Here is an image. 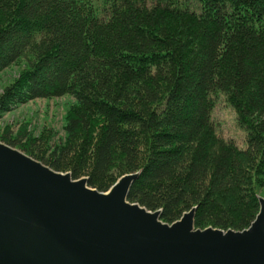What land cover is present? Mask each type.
I'll list each match as a JSON object with an SVG mask.
<instances>
[{"label": "trees", "instance_id": "16d2710c", "mask_svg": "<svg viewBox=\"0 0 264 264\" xmlns=\"http://www.w3.org/2000/svg\"><path fill=\"white\" fill-rule=\"evenodd\" d=\"M0 113L67 95L64 142L0 141L168 224L243 230L264 197V0H0ZM245 147L216 132L217 97Z\"/></svg>", "mask_w": 264, "mask_h": 264}, {"label": "water", "instance_id": "95a60500", "mask_svg": "<svg viewBox=\"0 0 264 264\" xmlns=\"http://www.w3.org/2000/svg\"><path fill=\"white\" fill-rule=\"evenodd\" d=\"M137 176L98 191L0 141V264H264V197L243 230L168 224L127 200Z\"/></svg>", "mask_w": 264, "mask_h": 264}, {"label": "rangeland", "instance_id": "374dc122", "mask_svg": "<svg viewBox=\"0 0 264 264\" xmlns=\"http://www.w3.org/2000/svg\"><path fill=\"white\" fill-rule=\"evenodd\" d=\"M190 2L194 4V0ZM19 67L20 62H17L0 72V93L3 87L18 75ZM71 102L72 100L65 95L51 99L38 98L17 105L9 111L0 113V135L6 133L12 138L18 137L22 139L24 145L36 143L40 146L39 152H46L58 143L64 142V117ZM212 120L218 134L233 139L241 148L245 147L246 132L237 125L235 110L221 95L215 101Z\"/></svg>", "mask_w": 264, "mask_h": 264}]
</instances>
